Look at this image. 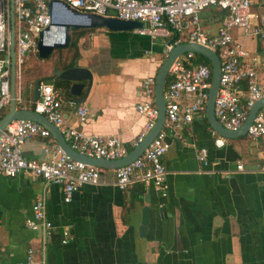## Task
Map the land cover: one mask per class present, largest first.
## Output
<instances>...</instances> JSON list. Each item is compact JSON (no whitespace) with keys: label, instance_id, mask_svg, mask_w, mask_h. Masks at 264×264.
Returning a JSON list of instances; mask_svg holds the SVG:
<instances>
[{"label":"crops","instance_id":"crops-1","mask_svg":"<svg viewBox=\"0 0 264 264\" xmlns=\"http://www.w3.org/2000/svg\"><path fill=\"white\" fill-rule=\"evenodd\" d=\"M252 9L264 14V0H254ZM219 16L212 11L208 21L215 28L207 31L216 30ZM234 37L248 52L244 62L254 65L259 42L242 31ZM84 42L76 64L93 74L84 103L90 116L80 126L74 109L65 106L67 123L89 135H118L130 147L147 123L135 111L139 86L145 77L156 76L163 51L148 38L104 29L86 34ZM41 78H33V85ZM260 82L264 86V79ZM211 130L207 120L197 117L167 137L163 164L168 193L161 198L151 190L144 237L139 226L150 188L134 184L119 191L114 169H101L100 185L83 186L70 203L64 202L61 185L31 179L27 173L12 179L0 175V264H22L29 249L34 264H264V139L223 138L225 146L216 149ZM52 141L27 139L24 157L49 159L45 150ZM202 148L208 150L207 166L197 159ZM238 164L242 172L236 170ZM41 198L53 228L45 245L25 226L32 204ZM65 232L73 240L62 245Z\"/></svg>","mask_w":264,"mask_h":264},{"label":"built area","instance_id":"built-area-1","mask_svg":"<svg viewBox=\"0 0 264 264\" xmlns=\"http://www.w3.org/2000/svg\"><path fill=\"white\" fill-rule=\"evenodd\" d=\"M51 1H59L82 14L112 17L123 21L142 22L144 28L132 33L146 37L155 44L163 42L164 60L172 48L184 43H194L216 53L220 61L219 87L214 102V116L222 127L238 130L254 102L264 98V14L253 11L254 0H14L15 38V106L17 110H31L47 119L61 132L69 147L84 156L119 160L139 145L154 127L158 109L154 103L155 76L145 77L138 94L140 101L135 111L146 119L143 131L127 147L118 135H89L81 128L67 123L64 107L74 109L76 100L65 99L53 84L39 82V96L33 101L34 85L22 82V65L25 54L37 52L39 35L45 33L61 11L58 5L49 8ZM214 9L220 13L214 32L204 30L199 14ZM59 10V11H58ZM58 13V14H57ZM10 0H0V119L11 102L10 75ZM235 31L254 38L260 44L258 59L254 65L244 62L248 52L235 37ZM195 53H184L171 65L164 89L165 121L157 136L143 154L121 168L114 169V186L126 191L134 184H142L155 191L161 198L167 197L166 170L163 157L168 151L166 139L191 125L197 117L205 118L208 93L211 87L210 63H197ZM32 94L27 97L26 90ZM83 126L90 111L83 103L75 113ZM216 149L225 146V140L213 129L210 131ZM51 137L39 123L28 120L11 122L0 134V175L15 178L27 173L31 179H41L47 184H58L64 190V202L70 203L75 193L85 185H100L101 169L71 159L55 141L47 146L51 157L47 160H28L23 155V145L31 137ZM246 136L257 141L264 139V108L260 109L248 128ZM197 159L207 166L208 150L200 149ZM238 172L243 166L238 164ZM264 171V167L262 168ZM32 217L25 222L26 228L37 233L43 245L52 236L53 228L46 217V203L37 199L31 207ZM73 240L65 232L62 245ZM22 264H34L33 251L29 249Z\"/></svg>","mask_w":264,"mask_h":264},{"label":"water","instance_id":"water-1","mask_svg":"<svg viewBox=\"0 0 264 264\" xmlns=\"http://www.w3.org/2000/svg\"><path fill=\"white\" fill-rule=\"evenodd\" d=\"M11 2V20H10V58H11V75H10V91H11V102L9 105L8 113H6L0 119V134L11 122L16 120H28L41 124L50 133L51 137L57 142L59 148L67 154L71 159L81 162L93 167L100 169L110 168L117 169L125 165L130 164L138 157H140L152 140L157 136L161 130L163 123L165 121V106H164V89L166 86V81L171 65L174 63L176 58L184 53L192 52L199 56L204 57L208 60L212 67V77H211V87L208 93V101L205 110V119L210 124L211 128L221 137L225 139H235L247 134L248 128L252 124L256 113L264 108V98L254 102V104L249 109L245 121L241 127L236 131H229L222 127V125L217 121L214 116V102L216 94L219 87V77H220V61L215 52L194 44V43H184L172 48L170 53L167 55L165 60L159 66L154 85V103L158 109V117L154 127L148 132L144 137L142 142L139 143L137 147L131 150L125 157L119 160H105L96 159L81 155L73 151L69 145L65 142L61 132L54 125L47 121L43 116L31 111V110H17L15 106V84H16V72H15V38H14V17H13V4L14 0ZM53 5H58L61 11L66 12L71 17L77 19L73 22L65 23H55L52 22L51 26L46 29L45 33L39 35V41L37 44V55L40 60H46L52 54L54 50L66 48L70 42V37L68 30H90V29H104L108 32H133L136 29H141L145 27L144 23L134 22V21H123L112 17H101L93 14H82L68 6L62 4L59 1H51L49 3V8L52 9ZM59 28V38L52 39L51 41L45 42V35L51 31V28ZM53 75L58 76L60 80L72 82L73 85L70 88V94L74 97H80L83 90L84 94L81 99H76V105L74 107V113L77 112L80 104L85 103L86 98L89 94L93 83V74L91 70L87 68L75 67L60 71L57 68L53 69ZM39 80L34 81L33 88V101H36L39 96ZM151 189H147L146 195L144 197L145 206L142 208L141 212V222L139 226V236L144 237L150 221V205H151Z\"/></svg>","mask_w":264,"mask_h":264},{"label":"rangeland","instance_id":"rangeland-1","mask_svg":"<svg viewBox=\"0 0 264 264\" xmlns=\"http://www.w3.org/2000/svg\"><path fill=\"white\" fill-rule=\"evenodd\" d=\"M214 9H208L199 14V18L201 20V25L204 30H207L209 26L211 28H215V24H212L208 21V19L212 16V11ZM60 13L63 14L64 18L60 19L57 17L55 23H65V22H75L77 19L71 17L64 11H60ZM49 33V38H51L49 41L52 39H57L59 38V28L58 27H53L51 28V31ZM131 34L132 32H126ZM139 37V36H138ZM141 38H146V37H141ZM88 43V41L86 42ZM85 42L82 43V45L86 44ZM153 46H156L157 48L161 49V52L163 51V42L162 40H157ZM70 52L67 50H61V51H53L50 57L46 60H40L37 52L35 53H26L25 54V64L22 65V82L28 85H32V79L37 77V76H42L47 73L46 71H49V69L54 67L55 62L57 61L58 58L62 59L63 61L67 60V57L69 56ZM51 75V74H50ZM32 94L31 88L28 86L26 90V95L28 98H30V95Z\"/></svg>","mask_w":264,"mask_h":264},{"label":"trees","instance_id":"trees-1","mask_svg":"<svg viewBox=\"0 0 264 264\" xmlns=\"http://www.w3.org/2000/svg\"><path fill=\"white\" fill-rule=\"evenodd\" d=\"M96 29H90V30H75V29H69L68 34L70 37V42L67 45L66 48H63L64 50H67L70 52L69 56L67 57V60L63 61L62 59L58 58L57 61L54 64L53 68H57L60 71H64L70 68L75 67L76 61L80 58V48L82 46L81 39H83L86 34L91 33L95 31ZM63 49H58L54 51H61ZM50 57V56H49ZM197 63L203 62V63H209L207 59H205L202 56H197L196 60ZM42 82H45L47 84H53L55 89L60 90L62 96L65 99H72L76 100L78 97H74L70 94V88L73 85L72 82L69 81H63L58 78V76L51 74L50 76L41 78ZM26 95V94H25ZM8 113V110H5L3 115ZM205 119V118H204ZM206 120V119H205ZM131 151V150H130Z\"/></svg>","mask_w":264,"mask_h":264},{"label":"bare ground","instance_id":"bare-ground-1","mask_svg":"<svg viewBox=\"0 0 264 264\" xmlns=\"http://www.w3.org/2000/svg\"><path fill=\"white\" fill-rule=\"evenodd\" d=\"M59 11V10H58ZM58 14V13H57ZM59 18V20L60 19H63L64 18V16H63V14L62 13H60V11H59V14L55 17V19H54V21L56 20V18ZM56 22V21H55ZM49 33H47L46 35H45V42H48L51 38H49Z\"/></svg>","mask_w":264,"mask_h":264}]
</instances>
